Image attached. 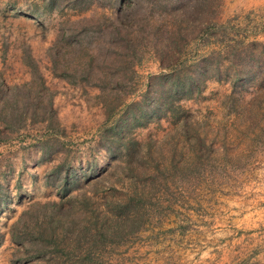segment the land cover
<instances>
[{"label":"rangeland","instance_id":"obj_1","mask_svg":"<svg viewBox=\"0 0 264 264\" xmlns=\"http://www.w3.org/2000/svg\"><path fill=\"white\" fill-rule=\"evenodd\" d=\"M0 264H264V0H0Z\"/></svg>","mask_w":264,"mask_h":264},{"label":"trees","instance_id":"obj_2","mask_svg":"<svg viewBox=\"0 0 264 264\" xmlns=\"http://www.w3.org/2000/svg\"><path fill=\"white\" fill-rule=\"evenodd\" d=\"M63 192H64V193H63L64 195H67V193H68V192L66 193V190H64Z\"/></svg>","mask_w":264,"mask_h":264}]
</instances>
